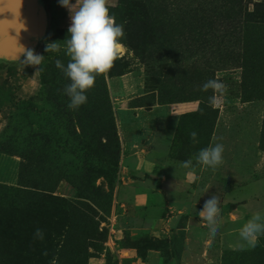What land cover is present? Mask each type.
Masks as SVG:
<instances>
[{
	"label": "rangeland",
	"instance_id": "374dc122",
	"mask_svg": "<svg viewBox=\"0 0 264 264\" xmlns=\"http://www.w3.org/2000/svg\"><path fill=\"white\" fill-rule=\"evenodd\" d=\"M44 1L42 70L2 104L0 264H264V235L239 237L264 212V25L249 15L264 0H108L125 51L76 110L55 63L69 60L70 14ZM219 3L231 11L217 19ZM210 79L227 86L217 104ZM215 143L223 163L205 169L196 154ZM214 193L211 237L198 211Z\"/></svg>",
	"mask_w": 264,
	"mask_h": 264
},
{
	"label": "clouds",
	"instance_id": "9594fccd",
	"mask_svg": "<svg viewBox=\"0 0 264 264\" xmlns=\"http://www.w3.org/2000/svg\"><path fill=\"white\" fill-rule=\"evenodd\" d=\"M61 6L68 9L71 24L68 28L65 54L69 57L65 66L62 61L56 60V67L61 69L70 83L65 86L64 93L69 97L68 107L72 110L78 109L87 102L86 93L93 89L97 76L103 75L108 78V73L114 67V61L119 58L125 37L124 26L116 23L114 15L109 13L108 0H59ZM21 47V53L25 57L22 63L25 66H39L44 56L36 54L34 50ZM47 52H59L60 46L57 42L49 43L45 49ZM212 90L214 95L209 98L210 104L219 103L217 95H224L227 86L217 80L210 79L202 86L203 91ZM197 133L192 132L195 140ZM224 145L215 143L207 148L201 149L195 157L196 163L205 169L215 170L223 163ZM193 161L189 159L183 162V166H192ZM220 197L214 193L207 199L198 211L199 217L207 223L209 235L215 237L220 225L217 217L220 214ZM264 235V212L257 211L240 228L239 237L242 243L240 247L255 248L259 237ZM34 238L43 239V232L37 229Z\"/></svg>",
	"mask_w": 264,
	"mask_h": 264
},
{
	"label": "water",
	"instance_id": "95a60500",
	"mask_svg": "<svg viewBox=\"0 0 264 264\" xmlns=\"http://www.w3.org/2000/svg\"><path fill=\"white\" fill-rule=\"evenodd\" d=\"M49 14L41 0H0V56H20L32 39H43Z\"/></svg>",
	"mask_w": 264,
	"mask_h": 264
},
{
	"label": "flooded vegetation",
	"instance_id": "af4514ba",
	"mask_svg": "<svg viewBox=\"0 0 264 264\" xmlns=\"http://www.w3.org/2000/svg\"><path fill=\"white\" fill-rule=\"evenodd\" d=\"M41 3L45 7L43 0H41ZM41 44L42 39H32V43L27 46L26 49L34 50L36 54H39ZM24 59L25 57L23 54L15 58L0 56V86H4L7 93L3 96L0 94V127L3 124L2 104L6 103L11 98L12 90L27 80L34 71L35 66H25V64L21 62Z\"/></svg>",
	"mask_w": 264,
	"mask_h": 264
},
{
	"label": "trees",
	"instance_id": "16d2710c",
	"mask_svg": "<svg viewBox=\"0 0 264 264\" xmlns=\"http://www.w3.org/2000/svg\"><path fill=\"white\" fill-rule=\"evenodd\" d=\"M44 1V0H43ZM45 4V1H44ZM46 7V4H45ZM229 11H231L230 4L228 3H219L217 4V19L222 16H228ZM260 11V12H259ZM249 15H257L258 22L257 26H263L264 25V4H257L255 5V11L249 13ZM221 34L225 33L224 30L220 31ZM43 42V41H42ZM0 94L3 96L6 93L5 87L0 86ZM101 172H103V175L109 179H116L117 173L119 172V166L117 163H113L108 165L107 167L101 169ZM153 248V247H150ZM44 261L46 264H62L61 259H53L52 254L47 255V257L44 258Z\"/></svg>",
	"mask_w": 264,
	"mask_h": 264
},
{
	"label": "bare ground",
	"instance_id": "6f19581e",
	"mask_svg": "<svg viewBox=\"0 0 264 264\" xmlns=\"http://www.w3.org/2000/svg\"><path fill=\"white\" fill-rule=\"evenodd\" d=\"M125 51L124 46L122 45V49H121V53H123Z\"/></svg>",
	"mask_w": 264,
	"mask_h": 264
}]
</instances>
